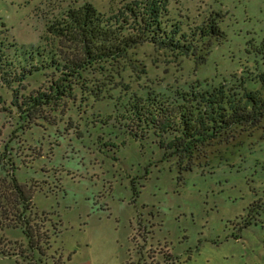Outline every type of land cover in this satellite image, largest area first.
Wrapping results in <instances>:
<instances>
[{
    "label": "rangeland",
    "instance_id": "374dc122",
    "mask_svg": "<svg viewBox=\"0 0 264 264\" xmlns=\"http://www.w3.org/2000/svg\"><path fill=\"white\" fill-rule=\"evenodd\" d=\"M69 1L0 0V35L17 46H43L46 19ZM79 1L110 13L133 0ZM167 1L170 18L185 30L212 18L220 36L189 56L148 42L132 49L87 76L74 100H60L52 122L20 119L0 83V220L8 211L13 217L14 177L32 188L35 222L49 237L40 255L4 221L0 238L11 255H0V264H264V119L220 138L208 149V166L185 171L153 135L132 137L118 106L132 93H168L196 81L244 76L257 89L264 0ZM46 73L30 75L28 91L47 85Z\"/></svg>",
    "mask_w": 264,
    "mask_h": 264
},
{
    "label": "trees",
    "instance_id": "16d2710c",
    "mask_svg": "<svg viewBox=\"0 0 264 264\" xmlns=\"http://www.w3.org/2000/svg\"><path fill=\"white\" fill-rule=\"evenodd\" d=\"M168 6L167 0H133L104 13L88 1L70 0L60 13L53 15L51 10V17L45 18L43 46H17L0 35V83L11 90V104L20 119L27 118L30 124L39 119L52 122L50 116L60 107L58 102L74 100L75 91L86 88L87 76L119 64L132 49L146 42L189 56L220 36L212 18L205 25L185 30L180 21L170 18ZM40 70L49 71L45 74L47 85L28 91L25 81ZM255 79L259 83L255 90L246 87L248 78L244 76L218 84L196 81L168 93H132L118 106L130 121L127 128L132 137L139 140L153 135L167 157H175L182 170L191 171L195 166H208V149L220 138L260 125L264 119V72ZM21 91H27L23 97ZM9 185V205L14 213L13 217L7 215L11 211L2 215L4 226L20 229L26 249L44 255L42 245L49 237L35 222L32 188L14 177ZM3 222L0 220V227ZM250 225L248 221L244 227ZM9 244L0 238V255H11ZM19 246L23 248L21 243Z\"/></svg>",
    "mask_w": 264,
    "mask_h": 264
},
{
    "label": "crops",
    "instance_id": "0c3cea01",
    "mask_svg": "<svg viewBox=\"0 0 264 264\" xmlns=\"http://www.w3.org/2000/svg\"><path fill=\"white\" fill-rule=\"evenodd\" d=\"M185 264V263H184Z\"/></svg>",
    "mask_w": 264,
    "mask_h": 264
}]
</instances>
